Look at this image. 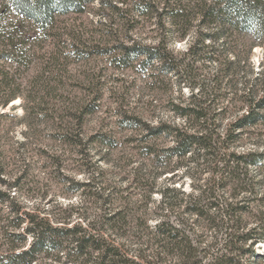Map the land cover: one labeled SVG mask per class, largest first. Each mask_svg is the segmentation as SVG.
<instances>
[{
	"label": "trees",
	"instance_id": "obj_1",
	"mask_svg": "<svg viewBox=\"0 0 264 264\" xmlns=\"http://www.w3.org/2000/svg\"><path fill=\"white\" fill-rule=\"evenodd\" d=\"M91 3L3 0L42 33L57 40L70 34L78 60L89 56L86 41L57 24L86 13ZM106 6L124 24L145 18L158 36L148 44L131 37L110 48L96 43L91 53L107 56L116 70L137 66L150 77L175 75L190 90L169 100L180 121L152 123L120 111L115 122L129 135L103 127L87 134L97 96L68 112L62 94L54 96L58 84L47 80L46 68L69 60L60 59L62 44L54 41L56 51L28 85L0 49V108L20 97L23 109L19 117L0 113V137L10 121L22 123L26 136L42 125L59 148L17 142L21 167L5 179L10 147L0 138V264H264V53L257 70L251 61L253 49L264 44V0H114ZM169 40L186 46L175 54ZM124 146L121 188L106 181L109 170L98 160L111 163L109 154ZM35 155L45 156L55 172L71 161L84 175L60 174L67 202L45 192L26 199L10 193L22 188L28 167L38 163Z\"/></svg>",
	"mask_w": 264,
	"mask_h": 264
},
{
	"label": "rangeland",
	"instance_id": "obj_2",
	"mask_svg": "<svg viewBox=\"0 0 264 264\" xmlns=\"http://www.w3.org/2000/svg\"><path fill=\"white\" fill-rule=\"evenodd\" d=\"M112 1L114 0H92L90 9L86 13L59 19L57 29L74 30V33L81 35L82 41H86L82 47H85L84 50L89 56L83 60H78L73 54L75 48L71 46L72 36L70 34L68 36H60L59 40L52 38L50 34L42 33L29 20H24L8 10L3 4V0H0V49L7 50L8 65L28 85L30 84L28 82L34 80L37 70L41 69L46 63L48 53L53 52V50L56 51L54 41L62 44L60 59L67 56L69 60L65 61L66 63L64 64L58 61L57 63L60 64H54L55 66L53 68L50 67L51 69L46 68L47 80L52 84H58L59 92L56 90V95L54 96L62 94L63 99L66 101L68 112L75 111L74 109L78 102L96 98L97 96L94 104L95 112L88 115L84 124L87 134L103 127L117 131L118 134H122V137L129 135V132L125 131L123 127H118L115 122L117 117H119L120 111H126L127 114H135L152 123L158 119L173 122L180 121L170 110L169 100L172 98L178 99L180 92L187 96L190 90L186 85H179L175 75L168 74L165 76L163 73H158L156 77H150L148 76V73L151 72L150 70L142 71L137 66L126 68L123 71L116 70L108 61L109 58L107 56L91 53L96 49V43H99L100 48H110L115 42L128 43L131 38L147 44L156 41L158 32L153 29V23L142 18L136 24H133L132 20L124 24L123 20L113 15L110 9L107 8L106 5ZM130 25L134 27L129 30ZM108 30H111L112 33L106 34ZM169 45L174 53L178 54L185 48L186 40H169ZM263 53L264 44L255 47L252 51L251 61L255 65L256 70ZM205 70L209 73L210 68H205ZM25 88L27 89L28 87ZM20 100V97H16L5 107L0 108V113H9L19 117L23 112V109L18 106ZM9 123L6 135L3 133V137H0L1 144L5 142L8 145L6 146L7 149L8 147L11 149L6 155L8 164H6L5 173L2 175L5 179H11L16 174L17 168L21 167L20 154L15 150L17 142L23 140L33 141L34 144H28V148L44 147L46 150L52 147V149L55 148V151H58L59 148L57 143L52 141L49 128L37 125L34 128L35 134L26 136L24 133L26 132V127L22 123H17L16 121H10ZM62 147L66 149V154H73L72 148L64 145ZM128 152L129 149L124 146L112 152L111 155L109 154L108 158L111 163L101 160V158L98 160L102 170H109L108 176L106 175V181L116 187L124 188L126 186V182L119 178L123 176V168L119 167L118 162L120 160L119 157ZM99 155H103L102 152ZM71 156L73 157V155ZM37 158L35 155L34 159L38 160V163L34 161L28 167V175L22 181L24 183L22 188L17 189V191L11 188L10 193H20L21 197L26 199L27 195L45 192L47 197L55 200V202H67V199L63 197L70 192L65 190L60 174L73 175L76 179H83L84 175L71 161H68L69 163L65 162L62 169L63 172L58 173L52 167L45 166L48 162L45 156ZM181 180V186L184 191H189V177L185 176ZM28 189L31 190L26 192ZM69 195L71 196L72 194ZM158 197L157 193L153 194V199H158ZM51 203H54V201ZM1 250L2 246L0 245Z\"/></svg>",
	"mask_w": 264,
	"mask_h": 264
}]
</instances>
